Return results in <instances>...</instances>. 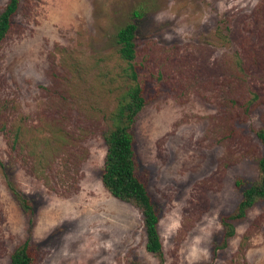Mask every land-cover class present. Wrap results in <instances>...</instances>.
Masks as SVG:
<instances>
[{
    "label": "rangeland",
    "instance_id": "obj_1",
    "mask_svg": "<svg viewBox=\"0 0 264 264\" xmlns=\"http://www.w3.org/2000/svg\"><path fill=\"white\" fill-rule=\"evenodd\" d=\"M131 22L150 98L138 173L162 256L139 208L102 183ZM263 127L264 0H19L0 44V264L27 242L33 264H264V199L227 247L222 224L260 178Z\"/></svg>",
    "mask_w": 264,
    "mask_h": 264
},
{
    "label": "trees",
    "instance_id": "obj_2",
    "mask_svg": "<svg viewBox=\"0 0 264 264\" xmlns=\"http://www.w3.org/2000/svg\"><path fill=\"white\" fill-rule=\"evenodd\" d=\"M19 8V0H10L0 13V44L8 36L12 20ZM138 24L131 22L117 33L118 52L127 63L126 77L131 82L119 99L111 114V128L105 132L104 141L107 153L102 173L104 187L118 200L133 204L142 212L146 249L157 256L163 255V242L159 232L160 217L157 206L146 181L138 173L136 139L133 132L139 114L150 101L144 82L140 79L137 64ZM257 138L264 148V127L257 132ZM0 158V165H2ZM238 187L243 186L238 181ZM14 191L16 199L29 210L25 197ZM264 199V155L260 160V178L243 191V197L236 212L222 218L224 228V247L236 236L235 223L245 220L255 204ZM35 255L30 251L29 242L18 248L11 256L10 264H33Z\"/></svg>",
    "mask_w": 264,
    "mask_h": 264
}]
</instances>
